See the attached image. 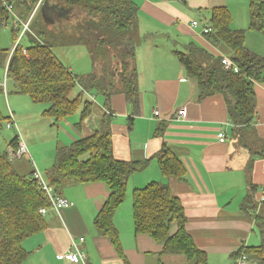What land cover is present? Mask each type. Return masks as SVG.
I'll return each mask as SVG.
<instances>
[{
    "label": "crops",
    "instance_id": "obj_1",
    "mask_svg": "<svg viewBox=\"0 0 264 264\" xmlns=\"http://www.w3.org/2000/svg\"><path fill=\"white\" fill-rule=\"evenodd\" d=\"M136 2L140 6L142 36L151 34L158 38L156 43L146 45L142 55L137 54L139 113L131 120L132 111L123 93H115L109 100L103 97V103L97 102L96 95L92 93L90 99L97 104L95 113L87 117L81 126H77L79 115L65 118L58 125V130L64 132L65 145H69L93 134L100 127L102 114L106 113L113 117L114 155L120 160L152 159L167 142L182 159L187 170L185 178L164 176L157 160L152 159L144 170L130 177L127 193L130 211H133L135 188L144 187L152 181L167 183L182 201L188 216L187 229L200 249L207 252L210 264H234V252L244 245H258L262 240L254 216L244 211L242 205L251 197L259 208L264 205V157L258 154L264 149V83L257 82L255 85L257 112L260 115L250 133L256 149L245 148L248 152H241L244 155L237 159L234 155L239 151V142L232 134L233 125L224 96L216 94L199 101L197 84L189 78L175 49H184L187 43L195 42L214 54L229 57L225 47L211 43L204 32L216 6L229 8L232 27L247 29L246 45L248 38H254L248 47L263 55L264 35L248 27L249 0ZM203 17H207V21H202ZM193 21H198L199 25L193 26ZM68 68L73 72L72 67ZM6 72L0 73V82L5 81ZM8 91L5 92L6 97L10 94ZM32 103L24 102L28 109L23 113L25 121L18 106L14 107V111L13 107L5 108L3 104L6 114L13 112L20 133V126L32 123L33 115L39 114V110L43 115L46 109H39ZM146 106H149L148 110ZM182 109L186 110L185 116L177 113ZM156 110L158 115H155ZM53 121L51 119L49 125L57 126L53 125ZM162 122H166V130L163 136H158L155 133ZM222 131L227 135L225 141L219 137ZM26 137L20 138V141L27 146L30 154H34V166L41 171V168H51L53 158L48 162L38 158L34 145ZM252 184L257 186L255 192L251 189ZM60 194L73 205L59 211H47V228L24 242L30 255L22 264H33L28 262L32 257L36 259V264H74L59 259L58 255L72 250L75 243L86 252L89 264H126L110 239L100 234L94 224L96 215L109 197L108 186L102 182L73 183ZM119 209L115 223L131 264H160V261L163 264H192L182 254H161V244L149 235L135 234L134 221L132 226L121 227L117 221ZM130 218L133 219V215L130 214ZM82 238L84 241H81Z\"/></svg>",
    "mask_w": 264,
    "mask_h": 264
},
{
    "label": "trees",
    "instance_id": "obj_2",
    "mask_svg": "<svg viewBox=\"0 0 264 264\" xmlns=\"http://www.w3.org/2000/svg\"><path fill=\"white\" fill-rule=\"evenodd\" d=\"M4 1L14 5L13 0H0V24L10 17L9 11L3 7ZM17 1L23 8L22 13L31 14L39 0ZM46 1L70 8L69 15L72 13L76 20L89 22V28H94L99 18L119 33L135 31L139 25L140 6L136 0ZM249 6V29L264 35V0H249ZM77 28L73 27L74 30ZM208 28L210 31L205 33L208 40L225 47L238 71L226 68L222 56L195 42L187 43L184 49H175L176 56L189 78L197 84V99L201 101L222 94L233 125V136L238 138L239 145L255 150L250 130L258 117L255 85L257 82L264 83V55L246 45L247 29L232 27V14L227 6L213 7ZM82 34H86V38H93L90 31ZM82 41L83 37L72 43L78 45ZM138 43L139 39H131L127 45L116 48L123 58L119 60L116 53L118 68L108 72L111 81L104 72L97 74L93 71L77 77L58 58L52 47L40 41L39 37H33L30 45L25 47L27 54L23 53L24 47L20 44L12 50L0 45V67L7 71V87L8 80H11L13 93L27 95L34 103L48 105L43 115L52 118L53 125L58 126L65 118L79 115L77 126H81L97 108L88 93L101 94L106 100L115 93H123L133 120L140 109V74L136 62ZM3 93L4 87L0 82V96ZM2 110L3 103L0 104V129L5 124L7 127L12 119ZM112 120V116L103 113L100 127L93 134L58 147L55 163L45 177L59 195L73 183L102 182L108 186L109 197L96 215L94 224L100 234L110 239L118 256L126 264H131L115 223V215L127 198L130 177L144 170L152 159L157 160L166 177L184 179L187 170L178 153L167 142L152 159H117L114 155ZM166 125V122L160 123L155 134L163 136ZM19 141L20 136L16 135L9 142L11 150L0 152V264H22L28 258L30 252L24 242L47 228L46 214L41 209H52L48 194L34 178L36 168L23 174L14 165L16 159L23 158L17 156ZM258 154L264 157V149ZM251 189L255 192L257 186L252 184ZM242 208L254 216L262 240L258 245H244L234 252V264L243 254L247 255V264H264V205L259 208L251 197L244 201ZM133 221L135 234L149 235L161 244V254H182L192 264H208L207 252L200 249L187 229L188 216L182 201L167 183L152 181L134 189ZM160 264L163 262L160 261Z\"/></svg>",
    "mask_w": 264,
    "mask_h": 264
},
{
    "label": "rangeland",
    "instance_id": "obj_3",
    "mask_svg": "<svg viewBox=\"0 0 264 264\" xmlns=\"http://www.w3.org/2000/svg\"><path fill=\"white\" fill-rule=\"evenodd\" d=\"M13 3L15 5L14 12H9L10 17L5 20L3 24H0V45L3 48L12 50L18 44L26 47L30 45L33 37H39L40 41L47 43L52 47L53 51L64 63V65L73 68V72L77 75V77H82V75H86L94 71L97 74L104 72L106 78L109 80L110 78L108 77H110V75L108 72H112L118 68L116 60V53L118 52V50H116L117 47L127 45L131 39H139V43L136 45L137 62V54L142 55V51L146 48V45L154 44L158 41V38H155L154 36L152 37L151 34L146 35V37L141 40L143 34L141 33L140 24L135 27V31L128 30L119 33L112 26L103 23L100 18L97 19L96 26L94 28H89V22H84L83 19L82 21L76 20L72 13L69 18H63L62 21L56 22L52 27L49 25L45 15H43L41 11L35 13L32 12L31 14L28 12L22 13L23 8L20 4H18V1L13 0ZM202 21H207V17H203ZM26 22H29V28L26 29L27 32H23ZM76 26H79V28ZM73 27L77 29L74 30ZM88 31H90L93 38H86V34H82V32ZM82 37L83 41L80 44L77 45L72 43ZM94 39H97L98 41L93 42L92 40ZM161 39L164 40L163 38ZM254 40L255 39L252 37L248 38L247 46ZM102 41L110 43L104 44ZM118 58L121 60L123 58V54L118 52ZM4 70V68L0 67V73ZM7 89L10 94L6 97V94L3 93L0 96V104L2 105L3 103L5 108L10 106L11 108L13 107V109L18 106V109L21 110L20 115L25 121L26 115L23 113H26L28 109L24 106V102L33 101L27 95L13 93L14 85L11 80H8ZM10 90H12V93ZM79 90L80 88L77 89V91ZM91 95L92 93H88L89 97H91ZM95 95L97 102L99 101V103H103L104 96L98 93ZM32 104L37 106L39 109H44L48 106L45 103L33 102ZM5 108L2 111L5 115H7ZM148 109L149 106H146V110ZM257 109L259 111V108ZM41 113L42 112L39 110V114L36 113L33 115L34 119L32 123H24L23 126H20L21 133L16 128H7L5 124L4 127L0 129V152L11 150L9 142L16 135H19L21 139L27 135L26 139L34 145L38 158L42 159L44 162H48L53 158L54 162L51 164L53 165L55 163L57 148L65 145L66 137L63 136V131H61V133L59 132L58 126L52 127L49 125L52 118L45 117ZM258 115H260L259 112ZM29 116L30 114L28 117ZM238 148L239 151L234 155L237 159L244 155L241 154V152L245 154L248 152L247 149H245L246 147L242 144L238 145ZM32 155L34 156V154H30V150H28V154L23 155L22 159H16L14 165L17 171L27 174L30 173L33 168H36L32 164ZM41 169L42 171H40L46 174L50 168L46 167ZM127 202L128 198H126L125 202L119 209L120 213L117 217L118 224L121 227H129L130 225L132 226L133 223V219L130 218V214L132 216L133 211H130V206ZM261 204H263V202H261ZM28 262L36 264V259L32 257ZM208 264H210L209 260Z\"/></svg>",
    "mask_w": 264,
    "mask_h": 264
},
{
    "label": "built area",
    "instance_id": "obj_4",
    "mask_svg": "<svg viewBox=\"0 0 264 264\" xmlns=\"http://www.w3.org/2000/svg\"><path fill=\"white\" fill-rule=\"evenodd\" d=\"M41 2H42V0L38 1V3L36 4V6L33 10V13L37 12L40 9ZM3 7L6 8L9 12H14V5L11 2L4 1ZM192 25L197 26V25H199V22L193 21ZM28 28H29V22H26L24 29H23V32H27L26 29H28ZM209 31H210V29L208 28V26L204 28L205 33L209 32ZM22 51L24 54H27V49L25 47L23 48ZM222 61H223L226 68L234 69L235 71L239 70L237 65L234 63V61L230 57L223 56ZM6 78H7V72H6ZM6 78H5V81L1 82V84L4 87V91L7 93ZM177 113H178V115L185 116L186 110L182 109V110H179ZM158 114H159V112L156 110L155 115H158ZM10 115L12 116V119L7 123V127L9 129L16 128L17 130H19L12 112H10ZM219 137H220V140L225 141L226 140V132L225 131L220 132ZM27 153H28L27 146L23 142L19 141V149L17 151V156L21 157ZM34 178L41 185L42 189L48 194L50 201H51V204H52V207H51L52 209L59 211L62 208H69L73 205L72 202H70L67 198L63 197L62 195L57 194L54 187L49 183V181L47 180L45 175L40 170H38L37 168L34 172ZM263 192H264V189H263ZM262 201H264V195L262 197ZM47 211H48L47 208L41 209V212L43 214H46ZM81 241H84V238H82ZM58 258L62 259V260L70 261L74 264H89L88 263V256H87L86 252L80 248L78 243H75L74 248L72 250L68 251L67 253L59 254ZM247 262H248L247 255L243 254L240 258L236 259L235 263L247 264Z\"/></svg>",
    "mask_w": 264,
    "mask_h": 264
},
{
    "label": "flooded vegetation",
    "instance_id": "obj_5",
    "mask_svg": "<svg viewBox=\"0 0 264 264\" xmlns=\"http://www.w3.org/2000/svg\"><path fill=\"white\" fill-rule=\"evenodd\" d=\"M46 20L50 25L55 24L56 21L60 22L63 18H69V12L70 8L60 5L57 2H49L46 0H42L40 5V11L44 5H46Z\"/></svg>",
    "mask_w": 264,
    "mask_h": 264
},
{
    "label": "water",
    "instance_id": "obj_6",
    "mask_svg": "<svg viewBox=\"0 0 264 264\" xmlns=\"http://www.w3.org/2000/svg\"><path fill=\"white\" fill-rule=\"evenodd\" d=\"M46 7H47V3H46V5H44V6L42 7V9H41V12H42L43 15H45V17H46V12H45V11H46V10H45Z\"/></svg>",
    "mask_w": 264,
    "mask_h": 264
}]
</instances>
